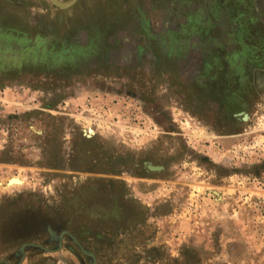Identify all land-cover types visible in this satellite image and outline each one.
<instances>
[{"label":"rangeland","instance_id":"1","mask_svg":"<svg viewBox=\"0 0 264 264\" xmlns=\"http://www.w3.org/2000/svg\"><path fill=\"white\" fill-rule=\"evenodd\" d=\"M0 260L264 264V0H0Z\"/></svg>","mask_w":264,"mask_h":264},{"label":"water","instance_id":"2","mask_svg":"<svg viewBox=\"0 0 264 264\" xmlns=\"http://www.w3.org/2000/svg\"><path fill=\"white\" fill-rule=\"evenodd\" d=\"M53 1V3L56 5V6H58L59 8H61V9H66V8H69V7H71L72 5H74L78 0H70V1H68V2H62L61 0H52ZM147 166H148V168L150 169V170H160V169H162L163 167L162 166H153V165H151L150 163H148L147 164ZM217 193V192H216ZM218 194V193H217ZM82 250L84 251V252H86L83 248H82ZM2 262V260H0V263ZM6 263V262H5ZM20 264V263H19ZM92 264H94V263H92Z\"/></svg>","mask_w":264,"mask_h":264},{"label":"flooded vegetation","instance_id":"3","mask_svg":"<svg viewBox=\"0 0 264 264\" xmlns=\"http://www.w3.org/2000/svg\"><path fill=\"white\" fill-rule=\"evenodd\" d=\"M244 118H245V119H247V118H248V116H247V115H245V116H244ZM148 163H151V162H148ZM148 163H147V164H148ZM147 164H146V166H147ZM152 164H153V163H152ZM156 166H159V165H156ZM147 167H148V166H147ZM162 167H163V166H162ZM148 169H149V168H148ZM162 169H163V168H162ZM160 170H161V169H160ZM152 171H157V170H152Z\"/></svg>","mask_w":264,"mask_h":264},{"label":"bare ground","instance_id":"4","mask_svg":"<svg viewBox=\"0 0 264 264\" xmlns=\"http://www.w3.org/2000/svg\"><path fill=\"white\" fill-rule=\"evenodd\" d=\"M150 164H151V163H150ZM13 181H17V180L14 179Z\"/></svg>","mask_w":264,"mask_h":264}]
</instances>
